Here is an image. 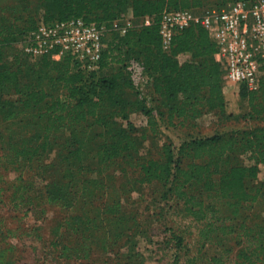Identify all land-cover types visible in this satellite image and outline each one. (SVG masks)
<instances>
[{
  "label": "trees",
  "instance_id": "trees-1",
  "mask_svg": "<svg viewBox=\"0 0 264 264\" xmlns=\"http://www.w3.org/2000/svg\"><path fill=\"white\" fill-rule=\"evenodd\" d=\"M28 1L17 0V4L25 8ZM36 1L40 4L38 15L22 20V25L14 23L15 20L6 23L8 18L0 14V117L5 118V130L9 131L7 137L1 133L0 139L7 138L3 155L11 164L20 158L31 160L45 152L57 136L68 142L69 148L60 158L63 170L53 176L51 183L52 202L69 206L80 198L92 197L98 186L97 174L116 158L136 151L128 121L130 112L138 108L136 98L149 116L152 109L160 106L173 109L169 118L173 115L191 118L202 109L227 116L224 67L214 57L217 45L208 30L192 23L175 31L170 46L165 49L159 20L164 9H191L201 13L237 0ZM128 11L132 25L123 34L112 29V21L126 16ZM146 16L150 18L148 24L143 22ZM71 17L109 27L97 70H81L68 53L59 59L49 54L37 56L35 68L7 67L2 63L13 32L23 34V42L40 20L52 23ZM21 52L29 56L22 49ZM180 54L187 57L180 60ZM131 58L144 67L143 94L134 89L131 81L127 69ZM113 65L117 66L115 70L104 72ZM259 71L256 88L239 84L237 91V97L246 106L242 114L257 121L255 126L190 137L176 151L171 143L163 140L158 157L139 156L131 163L139 170V180L157 181L165 186L189 204L187 212L197 218L203 216V202L195 201L194 193L189 192L191 189L215 192L230 200L229 204L234 206L232 212L240 202L254 203L264 187V181L253 189L247 185V181L257 180L260 165L264 164V59H260ZM128 88L133 89L136 100L125 97ZM122 121H127L125 126ZM156 124L151 117L153 130ZM153 136L163 139L158 131ZM89 158L95 162V175L85 176L83 162ZM75 183L79 193L72 190ZM195 204L198 208L194 210ZM217 230L222 236L230 233L232 227L207 223L201 240L222 246L220 256L212 257L214 264H222L231 248L223 247ZM243 236L245 244L236 253L237 263L264 264L263 221L243 225Z\"/></svg>",
  "mask_w": 264,
  "mask_h": 264
},
{
  "label": "rangeland",
  "instance_id": "rangeland-1",
  "mask_svg": "<svg viewBox=\"0 0 264 264\" xmlns=\"http://www.w3.org/2000/svg\"><path fill=\"white\" fill-rule=\"evenodd\" d=\"M39 11L36 0L26 2L25 8L17 0H0V14L8 18L6 23L15 20L22 25V20L35 17ZM22 36L16 31L11 34L12 42L4 49L2 63L35 68L37 58L21 52ZM186 57L179 55L180 60ZM116 68L113 65L104 72ZM132 90L126 89L125 97L137 99L138 108L128 118L136 151L116 158L97 174L93 196L80 198L74 205L57 204L50 197L53 176L61 174L60 158L69 148L62 136L54 138L45 152L31 160L20 158L14 164L3 155L7 138L0 139V264H214L212 257L220 256L222 246L201 240L210 222L216 227H232L222 236L216 231L223 247L231 248L222 264H241L237 263L236 253L245 244L243 225L261 220L264 223V187L254 203L240 202L235 212L230 200L215 192L191 189L195 201L203 202V216L197 218L187 212L189 204L165 186L157 181L141 182L138 168L131 163L139 156L158 157L163 140L176 151L190 137L250 128L258 122L243 115L245 102L228 93L227 116L202 109L191 118H169L173 109L165 106L152 109L149 116ZM151 117L157 122L155 130L151 128ZM122 122L124 126L127 123ZM154 131L163 139L155 138ZM1 133L6 137L9 134L3 116ZM83 163L85 176L95 175L94 160L89 158ZM262 181L264 164L260 165L257 180L247 181V185L253 189ZM72 190L79 193L78 184ZM197 208L195 204L193 209Z\"/></svg>",
  "mask_w": 264,
  "mask_h": 264
},
{
  "label": "built area",
  "instance_id": "built-area-1",
  "mask_svg": "<svg viewBox=\"0 0 264 264\" xmlns=\"http://www.w3.org/2000/svg\"><path fill=\"white\" fill-rule=\"evenodd\" d=\"M145 24L150 22L145 17ZM192 23L208 30L217 45L215 59L224 67V81L257 87L260 59H264V0H237L222 8L205 9L196 13L191 9H164L160 15L159 33L163 48H168L175 31ZM132 25V16L126 15L112 21L110 27L123 34ZM109 27L86 22L81 17L46 23L40 20L25 36L21 49L31 56L49 54L59 59L70 54L78 67L85 71L99 68L104 48V36ZM127 69L133 85L141 94L146 78L140 61L131 58Z\"/></svg>",
  "mask_w": 264,
  "mask_h": 264
},
{
  "label": "crops",
  "instance_id": "crops-1",
  "mask_svg": "<svg viewBox=\"0 0 264 264\" xmlns=\"http://www.w3.org/2000/svg\"><path fill=\"white\" fill-rule=\"evenodd\" d=\"M187 56V55H186ZM238 85L234 83H227L224 85V94L230 95L233 98L237 97Z\"/></svg>",
  "mask_w": 264,
  "mask_h": 264
}]
</instances>
